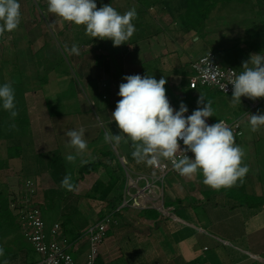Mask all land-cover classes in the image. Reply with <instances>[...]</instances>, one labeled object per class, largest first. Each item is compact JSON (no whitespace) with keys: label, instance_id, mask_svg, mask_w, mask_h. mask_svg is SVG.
Returning <instances> with one entry per match:
<instances>
[{"label":"crops","instance_id":"crops-1","mask_svg":"<svg viewBox=\"0 0 264 264\" xmlns=\"http://www.w3.org/2000/svg\"><path fill=\"white\" fill-rule=\"evenodd\" d=\"M42 1L45 8L47 0H40L41 5ZM106 2L112 6L111 0ZM19 3L22 13L19 25L27 24L26 20H29L28 24L41 21L35 18L30 0H19ZM121 3L123 6L116 9L119 14L123 15L131 9H135L139 14L131 21L135 32L126 43L114 47L111 40L103 39L104 47L96 49L91 43L92 37L86 34L88 38H82L80 37L82 32L79 31H76V35L80 34L79 37L72 38L67 43L70 53L68 62L75 68L78 77L80 75L84 77L89 89L87 99L90 104L94 106L95 100L103 103L104 110L110 109L106 111L103 122L100 121L99 124L94 116L90 115L88 108L80 111L84 120L79 121L77 127L85 129L87 149L77 154L70 146L69 140L60 145L57 138L59 133L51 134L50 131L46 134L43 127L42 143L32 140L34 146L40 143L42 149L34 150L33 145L27 149L19 145L11 146L22 149L18 175L22 174L24 180L31 178L36 181L39 204L45 206L42 196L44 197L47 190L54 189L57 192L54 209L48 211L45 208L47 228L50 230L55 223L61 224L62 232L71 245V253L73 256L76 255L77 258H74L79 264L85 262L91 247L86 236L88 229L103 220L101 217L108 216L114 220L107 230V234L110 232L112 236L106 241L108 237L106 234L100 243L102 254L99 253L97 264H264V131H255L256 133L253 131L252 135L244 138L241 124L242 120L249 121L250 115L264 114L256 111L264 98L261 101H257V98L252 99L253 103L259 102L255 107L250 103L246 110L245 107L243 110H237L233 104V108L227 107L223 100V104H220V101L214 99L216 94H221L216 90L200 87L193 91L189 88V80L193 76V63L209 52H215L220 65L234 68L238 75L244 70L243 64L252 55H264V0H220L206 19L203 31L189 27L187 13L190 8L198 7L196 5L189 7L190 1L120 0ZM7 34L8 32H5L0 35V39L5 38ZM79 38L82 39V44H86V48L80 49L82 51H79L78 55L72 54L70 49L73 40L77 42ZM53 47H47L45 50L54 53L58 59L61 58L57 47ZM93 53H99L95 60H92ZM87 55H90L88 62L81 66L83 57ZM43 57H47V54L44 53ZM251 66L249 64V67ZM62 74L65 75L64 78L67 77L66 81L73 77L67 65ZM136 74L142 77L154 76L157 80L164 78L167 81L166 96L174 109L178 110L181 101L187 105L189 113L197 107H203L206 101L210 102L212 109L222 105L223 117L207 118V123L211 125L219 120L239 124L241 135L234 134V139L235 144L243 152L241 166H247L246 175L232 186L219 189L205 185L204 177L199 172L190 178L176 172L170 173L166 176L168 180L162 184L158 180L160 173L153 167L152 162L148 163V160H152L153 154H149L146 160L137 162L132 156L135 149L129 144L130 140L121 133L116 122L112 121V112L117 101L121 99L117 95L119 85L126 82L123 77ZM52 75L55 77V74ZM49 80L47 87L44 86L47 93L55 84H52L50 78ZM42 92L44 94L43 90ZM56 94L50 97L56 100ZM201 97L203 103L198 105L197 101ZM28 98L26 96L27 110L30 105ZM71 99L76 105L85 103L80 96L67 98L69 101ZM47 102L46 99L43 100L42 110L48 109ZM46 113L53 117L55 122L59 121L58 127L63 125L62 122L73 118V114L66 115L61 112L52 115L49 109ZM234 113V119L229 121L228 118H233ZM29 118L32 122V118ZM37 119L43 122L46 118ZM64 126L65 132H68L67 125ZM100 127L105 133L104 136H112L110 129L116 128L121 137L118 140L113 139L118 143L125 141L126 145H130L129 149L124 147L119 151L115 149L113 155L110 148L112 140L96 146L95 143L101 135L97 137L95 134L96 132L99 134ZM87 131H90L89 135ZM20 137L14 136L8 141ZM92 139L95 143H91ZM101 141L100 143H103ZM28 149L33 152L30 156L26 155ZM54 151H59L64 159L71 183L74 185L72 191L61 183L54 182L48 171L47 162L42 163L38 160V156ZM68 155H74L76 159L69 162L66 159ZM192 156L193 154L190 158ZM159 158L163 161L168 159ZM82 164H100L101 167L77 181L78 169ZM12 172H0V183L7 185L8 193H19L18 185L13 188L14 181L19 176ZM115 179L118 184L106 199L101 200L100 193L95 194L93 198L89 197L97 183L108 186ZM149 183L155 184L153 192L147 190ZM130 185H133V188L128 191ZM140 190H145V194L135 200L133 197ZM129 192L133 197L128 194ZM140 197H144V201L143 198L138 200ZM66 218H74L70 220L67 228L62 225ZM71 231L76 232L74 236ZM20 233L29 244L21 231ZM85 239L87 242L82 243ZM118 239L120 241L116 242ZM111 240L115 243L113 244ZM131 242H135L136 245L130 247L132 250L127 251L130 257L125 259L120 249L121 243L129 247L132 245ZM80 243L86 245L80 247ZM19 251L24 253L25 249ZM13 253L19 254L18 251Z\"/></svg>","mask_w":264,"mask_h":264},{"label":"clouds","instance_id":"clouds-1","mask_svg":"<svg viewBox=\"0 0 264 264\" xmlns=\"http://www.w3.org/2000/svg\"><path fill=\"white\" fill-rule=\"evenodd\" d=\"M19 0H0V35L12 32L20 24L21 10ZM48 11L64 21L85 26L86 34L92 38L111 40L114 47L128 41L135 32L132 20L135 9L119 14L110 4L97 7L96 0H48ZM79 54L76 44L70 49ZM249 64L252 66L249 67ZM244 70L229 80L232 85V103H241L242 97L264 98V55L255 54L243 64ZM119 85L117 101L112 112L121 133L133 142V158L144 161L149 154L154 157L169 158L174 169L185 177L202 173L203 183L213 189L230 187L248 172L241 166L243 152L235 144L233 130L223 121L208 124L207 118L213 116L210 102L188 113L187 105L181 101L178 110L174 109L166 96V80L154 76L126 75ZM203 103V98L197 104ZM0 107L18 115L14 90L10 84L0 85ZM251 130L264 126V114L250 115ZM69 144L77 154L87 149L84 139L85 129L70 130L66 133ZM120 135L105 136L106 141L120 139ZM181 141L184 147H181ZM191 152L190 158L186 153ZM66 159L72 162L74 155ZM152 160H148L151 163ZM62 186L72 191L71 177L65 176ZM4 249L0 248V256Z\"/></svg>","mask_w":264,"mask_h":264},{"label":"rangeland","instance_id":"rangeland-1","mask_svg":"<svg viewBox=\"0 0 264 264\" xmlns=\"http://www.w3.org/2000/svg\"><path fill=\"white\" fill-rule=\"evenodd\" d=\"M32 2V6L34 7V16L37 20H40V22H33L29 23V20H26L25 22L27 24L25 25H19L17 29L13 30L12 32H8V34L5 36V38L0 39V62L2 65H4L3 68L8 71L9 75H12V72H16L17 74H20V77L23 78L25 88L27 89L26 96L28 98V105L29 110L27 111V114L29 117L32 118V122L30 123L29 130L27 135L21 136L20 138L16 140H11V141H2L1 145V153H3V156L7 155V148L11 146H21L27 147L33 145L32 140L36 141H42V127L44 128V132L47 134L51 131V134L53 132H56V134L59 133L58 141L59 144L62 145L63 143H67V141L70 139L65 132V124L67 125V131L69 130H75V129H80V127L77 125L80 124L79 121L84 120V117L80 113L85 108H88L90 115L94 116L95 121H98L97 123L99 124L100 121L103 122L104 120V114L106 111H110L109 108L104 110V105L101 102L95 101L94 106L90 104V101L87 99V95L89 93V89L86 85V82L84 81V77L80 75V77L77 76V71L75 68H73L69 61V50L67 48V43L70 42L72 38H78L79 35H76V31H79V33L82 32L80 37L82 38H88L85 32V29L83 25H75L72 22L64 21L62 18L59 16L50 13L48 11V0L46 2L47 5H45V8L43 7L44 1H42V5L40 0H30ZM103 3L106 5V0H101ZM112 2V7L116 10L119 9L121 6H123V3L120 4V0H111ZM40 3V4H39ZM96 3H99L97 0ZM128 5L130 2H127ZM28 19V17H27ZM61 32V33H60ZM76 35V36H75ZM90 37V36H89ZM75 40V39H74ZM73 44H77L79 46V51L84 50L86 47V44H82L81 40L78 39L77 42L75 40ZM85 40V39H84ZM72 44V43H70ZM48 45V46H46ZM57 47V49L61 52V57H63L64 61L61 62L60 67L64 66L63 68H56V71L54 70L49 74V78L52 81V84L55 83L54 85L49 88L51 90L49 93L45 90L44 84H42V78L47 74L46 70L43 69L42 67H39L37 62H41L40 66H42V55L47 52L48 50H45L47 47ZM53 47V48H54ZM82 49V50H80ZM215 53V52H214ZM92 55V60H95L98 54L93 53ZM216 54V53H215ZM39 55V56H38ZM95 56V57H94ZM217 56V54H216ZM90 55H87V57H83V61L80 63V65H85L88 60H89ZM82 58V57H81ZM218 58V57H217ZM16 61V63H14ZM66 65L68 67V70L71 72V75L73 77H70L69 79L66 78L64 74H62L63 70L66 69ZM55 74V77L52 75ZM69 74V73H68ZM67 74V76H68ZM52 75V76H51ZM65 79V81H63ZM50 81V80H49ZM44 85V86H42ZM44 89H43V88ZM47 87V86H46ZM88 89V90H87ZM44 91V94L42 92ZM100 92L102 90L100 89ZM57 93V94H56ZM100 93V94H101ZM56 94V100L53 99L50 96H54ZM102 95V94H101ZM82 97L85 103L81 105H76L75 102L71 99L70 101L67 100V98H74V97ZM45 99L48 101V109L50 113L55 115L57 112L65 113L67 114H73V118L69 119L66 122H62L63 125L59 126V121L55 122L54 118L49 116L47 110H42V102ZM63 98V99H62ZM232 96H224L222 94H216L214 96V99L220 101V104L225 102L227 104V107H232V104L234 105L235 109H240L243 110L245 107L249 108V104L253 103L252 99L247 98V97H242L241 98V103H232L231 101ZM93 99V98H92ZM52 100V101H49ZM263 98H257V101H261ZM93 102V101H92ZM222 105L217 107L216 109H213V116L211 118L213 119H221L223 117V111ZM229 110V109H228ZM256 111L260 113H264V101L260 105L259 108L256 109ZM227 111H225L226 113ZM31 115V116H30ZM89 115V116H90ZM36 116V118H35ZM235 113L233 114V118H228L229 121L234 119ZM37 117L39 119H42L43 117L46 118L43 122L40 120L38 121ZM35 118V119H33ZM86 118V117H85ZM250 121V120H249ZM249 121L242 120V132L245 137L252 135L253 131L251 130V125ZM55 123V128L54 127ZM85 123V122H84ZM240 123V122H239ZM20 125H17V128ZM53 129V130H52ZM91 131V130H90ZM90 131H87V134H90ZM257 131L263 132L264 131V126H261ZM21 132H23L21 130ZM7 132H5L6 134ZM33 136H32V134ZM256 133V132H254ZM31 134V136H30ZM86 134V135H87ZM98 135H101L98 136ZM105 133L103 132L102 128L100 127L99 129V134L96 132L95 136L100 137L96 143L93 142V139L91 143H95L96 146H101V144H107L105 140ZM36 136V137H35ZM85 139V137H84ZM102 140V141H101ZM103 142V143H100ZM113 144H110L111 152L113 155H115V149H121V147H124L125 149H129L128 146L126 145L125 141H120L118 143L115 139H112ZM42 143V142H41ZM37 144V143H36ZM129 144L133 146V142L130 140ZM39 143L38 145L34 146L33 149H42V146ZM28 153H26L27 156H30V153L32 154V151L26 150ZM52 153V152H51ZM45 156V155H44ZM45 163V160H44ZM125 164L124 162H122ZM16 165L17 163H13ZM80 166V165H79ZM21 168V167H20ZM20 168L16 167V173H17V179L14 181L13 188H15L17 185L22 184V181L24 180V177L22 174L18 175V172ZM23 179V180H22ZM28 179V178H26ZM22 180V181H21ZM168 180V178L165 179V182ZM19 181V182H18ZM17 186V187H18ZM49 187V185H47ZM46 187V188H47ZM44 191H42V194ZM38 196V192H37ZM43 200L44 197L42 196ZM42 200V199H41ZM124 203V201H123ZM96 204V203H95ZM97 205V204H96ZM99 206V205H98ZM122 206V205H121ZM128 208V207H125ZM125 208L123 211H125ZM47 212L45 211V216ZM108 237L106 238V241L110 240L109 238L112 236V233L108 232ZM2 241V239H0ZM12 237L3 239L2 242H0V248L4 249V255L0 256V264H32L35 261L39 259V256L34 252L32 247L26 243V241L21 237L20 242L17 245V248L14 247V245L11 244ZM85 243L87 240H83ZM120 240L118 239L116 242H119ZM111 242L114 244L115 242L111 240ZM80 243V247L86 245ZM132 245L125 246L127 244L121 243L122 246H120V249H122V254L125 259H128L130 257L127 254V251L132 250L130 247H134L136 245L135 242H131ZM124 244V245H123ZM11 245V246H10ZM102 245V244H101ZM98 246V251L99 253L102 254V246ZM14 247L15 249L12 250ZM24 248L25 252H20V248ZM118 250V249H117ZM19 252L18 253H13V252ZM74 254V253H73ZM76 257V255H74ZM77 258V257H76Z\"/></svg>","mask_w":264,"mask_h":264},{"label":"trees","instance_id":"trees-1","mask_svg":"<svg viewBox=\"0 0 264 264\" xmlns=\"http://www.w3.org/2000/svg\"><path fill=\"white\" fill-rule=\"evenodd\" d=\"M97 1V0H96ZM99 3H97V7H102L105 5L103 1L98 0ZM162 1V0H161ZM190 1V6L193 7L194 5L198 6L194 9H189L187 13L189 27L195 28L196 31H203L204 23L208 16L211 13V10L215 8V6L218 4L220 0H187ZM107 5V2H106ZM139 16V14L136 13V17ZM135 17V18H136ZM134 18V19H135ZM104 40L99 38H92L91 43L94 44V47L96 49H102L104 47ZM58 53H61L59 50H57ZM47 54V57H43L42 55V66H40L41 62H37L39 67H42L46 70V75L42 78V84L47 85L49 83V74L56 70V68L60 67L61 62L64 61L63 57L57 58L54 56V53H50L49 51L45 52ZM39 56V55H38ZM61 56V55H60ZM16 63V61H14ZM4 65L0 62V85L3 84H10L14 90L15 95V104H16V111L18 115L16 117H12L10 115V112L7 110H4L2 107H0V144L2 141L7 142L10 139H13L14 136H25L28 133L29 126H30V118L27 114V102H26V93L28 92L24 85L23 78L20 77V74H17L15 71L12 72V75L8 74V71L3 68ZM42 85V86H44ZM43 88V87H42ZM17 125H20L17 128ZM21 130L23 132H21ZM5 132H7L5 134ZM1 148V145H0ZM4 154L1 153L0 149V172L3 171H10L13 174L16 173V167L19 168V163L22 161V149L21 147H9L7 148V155L3 156ZM38 160L40 162H47L48 165V171L50 172V176L52 180L56 183H61V181L64 179V177L68 174V168L65 165L64 159L59 151H54L52 153H49L47 155L38 156ZM17 163L14 165L13 163ZM98 167H101L100 164H82L80 168L78 169V180H82L85 175L91 174L92 172H95ZM17 174V173H16ZM15 175V174H14ZM31 180L34 181L36 184V181L34 179L28 178L22 181V184L19 185V190L21 191L25 182ZM118 184V181L115 179L109 183V185H104L102 183H97L93 189L94 192L90 194L89 197L93 198L95 194L100 193L101 200H104L109 195L110 191L116 187ZM37 192H38V186ZM105 188V190H104ZM20 193V192H19ZM10 194V195H9ZM57 192L54 189L47 190L44 193V201L45 206L40 204L43 213H45V208L49 210H53L55 207V199ZM12 195H15V193H8V187L6 184L0 183V239H6L11 238L12 241L11 244L14 245L15 248H17V245L20 242V238L22 237L20 231V226L17 222V217L13 214L12 210L10 209V197ZM37 195V193H36ZM74 218H66L63 226L70 225V220L72 221ZM103 219V217H101ZM112 217V222H113ZM66 232V230L64 231ZM72 232V233H71ZM70 233L74 236L75 231H71ZM76 233V232H75ZM23 238V237H22ZM0 241V242H2ZM11 246V245H10ZM12 247L14 250L15 248ZM23 248V247H22ZM20 248V250L22 249Z\"/></svg>","mask_w":264,"mask_h":264},{"label":"built area","instance_id":"built-area-1","mask_svg":"<svg viewBox=\"0 0 264 264\" xmlns=\"http://www.w3.org/2000/svg\"><path fill=\"white\" fill-rule=\"evenodd\" d=\"M192 70L193 76L189 80V88L191 90L195 91L200 87H207L223 95H232V85L228 83L230 79L238 76V73L232 67L221 66L213 52H209L196 60L192 65ZM258 104L259 102L256 101L252 105L255 107ZM190 114L188 112L185 115ZM223 122L233 130L235 135H241L239 124ZM181 147H184L182 141ZM186 154L190 157L192 153L187 152ZM152 165L160 173L158 180L162 184H164L168 174L178 173L169 158L163 161L158 156H153ZM154 186V183H149L147 190L153 192ZM132 188L133 185H130L128 191ZM144 191L140 190L134 197L130 192L128 194L137 200L138 196L145 194ZM36 193L35 182L28 180L20 193H15V195L10 197V209L17 217L21 232L39 256V261L35 264H79L71 253V245L62 232L61 224L55 223L50 230L47 228L44 213L37 201ZM142 198L144 201V197H140L138 200ZM111 223L112 217L108 216L88 229L86 236L91 247L83 264H97L99 257L98 245L105 239Z\"/></svg>","mask_w":264,"mask_h":264},{"label":"water","instance_id":"water-1","mask_svg":"<svg viewBox=\"0 0 264 264\" xmlns=\"http://www.w3.org/2000/svg\"><path fill=\"white\" fill-rule=\"evenodd\" d=\"M110 132H111L112 135H114V136L119 135L118 130H117L116 128H114V127H112V128L110 129Z\"/></svg>","mask_w":264,"mask_h":264}]
</instances>
